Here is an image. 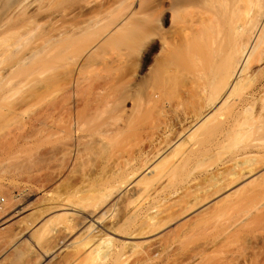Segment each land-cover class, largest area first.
I'll list each match as a JSON object with an SVG mask.
<instances>
[{"label":"bare ground","instance_id":"6f19581e","mask_svg":"<svg viewBox=\"0 0 264 264\" xmlns=\"http://www.w3.org/2000/svg\"><path fill=\"white\" fill-rule=\"evenodd\" d=\"M0 113L20 118L0 125V170L18 182L0 184V264L163 255L175 213L202 215L264 167V0H0ZM227 144L235 165L216 160L196 193L190 176ZM174 180L179 212L139 206Z\"/></svg>","mask_w":264,"mask_h":264},{"label":"rangeland","instance_id":"374dc122","mask_svg":"<svg viewBox=\"0 0 264 264\" xmlns=\"http://www.w3.org/2000/svg\"><path fill=\"white\" fill-rule=\"evenodd\" d=\"M27 107L25 110H29ZM26 112L22 113V117H24V119H20L18 118V116H16L18 120L20 119L19 121L17 120L18 122L16 120L12 121L14 118L16 119V117L12 116L13 119L11 116L10 118H7L8 114H6L7 116L5 118V113H0V118L2 119V122L0 119V125L1 123L5 124L6 122L5 126L2 124L6 128L7 125L8 127L14 126L15 124L13 123L17 122V124H19L20 121H22L20 122V124L24 125L23 121H25V118L27 117ZM1 114H4V117H1ZM9 119L11 120L10 126L9 124H7L8 121H6ZM20 124L17 126L21 127ZM1 127L0 130L4 128L3 127L1 129ZM20 127L14 129L17 131ZM23 127L24 126H22L20 132L24 130ZM9 129L10 128H6V131L10 132V130H12ZM14 129L13 131H15ZM3 132H5L4 129ZM1 134L2 133L0 131V135ZM240 143L241 142L239 141V143L235 144V146L239 145ZM240 145L243 146V143ZM226 146L227 147L223 148L222 150L219 149V152L222 153V155H220V158L216 157V159V155L212 156L214 160L208 159L205 166L197 168L198 170L196 169L197 171L194 172L195 175H192V177L190 176L191 181L189 185L194 191L198 189L196 193L198 192L201 194V192L199 191H202L204 189L206 190L211 187L210 184L212 182L210 181V176L213 172H218V167L215 166L216 160H223V162L222 160H220V163L222 162L223 164L220 166L221 169L219 171L224 169L226 170L227 168L232 167V165H235V161H233V158L235 157L234 154L236 153L238 148L240 149L241 146H237L236 148L235 146H228V144ZM5 172H1L0 170V179H2L1 176L4 175ZM8 172L11 173V176H9L10 173ZM8 172H6L4 177L2 176L3 179L5 178L4 182H2L3 180L0 181L1 186L4 185L5 187H7L6 191L10 188V183H12L13 185V183L17 181L15 180L14 176V178L12 177V172L10 170ZM6 175L9 176L10 179L8 177H5ZM262 175H264V167L254 177H249L250 179L248 178L244 181L240 180L239 182H236L231 186L224 188L220 193H217V195L212 197L215 199V201L219 199H221V201H219L216 206L210 207L211 209H207V211H205L202 215L198 217L193 216L196 212L202 210L203 208H200V210L198 209V211L196 212L193 211V213L190 211V213L188 212L180 215L177 214L179 216H177L175 213V219L170 224H167V227H162L158 231V233L160 234L166 233L165 236L161 237L159 241L163 248H165L164 252H162L163 255L157 254L158 256H155V258L150 259L148 253L151 247L147 243L141 244L136 248L128 246L127 248H125V253L121 258L119 264H264V193L258 196V198L256 199H247L248 201H243L241 198L242 194L245 193L244 187H246V192H248V190H251V186L253 190L255 189V186H257L259 183L260 185L264 183L259 181V178L260 180L264 179V177L262 178ZM12 178L15 180L14 182L11 181L13 180ZM8 180L11 181L10 183H8L9 186L7 184H4L6 183L5 181L8 182ZM175 182L177 185H179L177 187L179 188V191H177V193H169V191L173 189L172 183V186L169 187L171 189H166L164 192H161L157 197H155V195L144 194L138 200L139 206L141 204L147 205V203H149V201H152L154 197L157 198L158 206L156 209L153 210L154 213L157 212L160 214H157L159 217H164V213L165 215H167V207L170 206L171 202L173 201H176L178 205L174 202L176 206L172 204V209L179 212L182 204H185L190 198L186 199L185 196V198L182 197L183 192L181 190L183 188L181 189V187L183 183H181L180 181V184L179 181L174 180V183ZM252 182H255L254 184H258L251 185ZM16 183L18 182H15V184ZM4 186L2 188L5 190ZM242 188H244V191ZM9 190L12 191V195L17 194L16 191L15 193L13 192L12 188ZM239 190L243 193L240 194L238 192ZM9 192L8 194L11 195V193ZM236 192L238 193L235 194ZM244 196L245 195H243L242 197L244 198ZM240 200L243 201H241V203L243 204H238L237 207L236 203ZM234 202L236 203L232 204ZM165 206L167 207L164 210ZM172 209L170 211H172ZM220 210L223 212H220ZM219 212L221 213L220 215L218 214ZM120 234L122 235H111L119 240H126L127 242L133 240L143 241L142 238H128L126 237V234ZM154 236H157V232L154 234Z\"/></svg>","mask_w":264,"mask_h":264}]
</instances>
